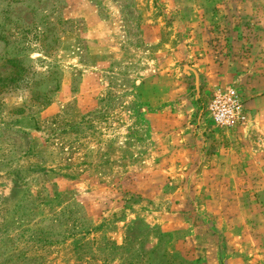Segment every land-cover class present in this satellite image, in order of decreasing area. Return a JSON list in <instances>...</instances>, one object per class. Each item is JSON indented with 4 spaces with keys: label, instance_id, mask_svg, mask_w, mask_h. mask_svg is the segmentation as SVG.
<instances>
[{
    "label": "rangeland",
    "instance_id": "obj_1",
    "mask_svg": "<svg viewBox=\"0 0 264 264\" xmlns=\"http://www.w3.org/2000/svg\"><path fill=\"white\" fill-rule=\"evenodd\" d=\"M262 79L264 0H0V264H264Z\"/></svg>",
    "mask_w": 264,
    "mask_h": 264
},
{
    "label": "built area",
    "instance_id": "obj_2",
    "mask_svg": "<svg viewBox=\"0 0 264 264\" xmlns=\"http://www.w3.org/2000/svg\"><path fill=\"white\" fill-rule=\"evenodd\" d=\"M205 111L216 126H229L234 122L245 123L246 108L238 93L231 88L213 93L205 105Z\"/></svg>",
    "mask_w": 264,
    "mask_h": 264
},
{
    "label": "crops",
    "instance_id": "obj_3",
    "mask_svg": "<svg viewBox=\"0 0 264 264\" xmlns=\"http://www.w3.org/2000/svg\"><path fill=\"white\" fill-rule=\"evenodd\" d=\"M207 73H208L209 76L212 75L211 70H210L209 72H207ZM260 82L263 83V82H264V79L260 80ZM261 83H260V84H261ZM208 84H212V81L209 80V79H208ZM257 85H258V84H257ZM259 95H260V94H259ZM260 102L264 103V95L255 96L254 98L249 99V100L246 102V105L248 106V104H249V106L254 107V106H256V104H258V103H260ZM225 166H226V163H225V164L218 163V167H220V168H221V167H224V168H225Z\"/></svg>",
    "mask_w": 264,
    "mask_h": 264
},
{
    "label": "trees",
    "instance_id": "obj_4",
    "mask_svg": "<svg viewBox=\"0 0 264 264\" xmlns=\"http://www.w3.org/2000/svg\"><path fill=\"white\" fill-rule=\"evenodd\" d=\"M181 262V261H180ZM182 263V262H181Z\"/></svg>",
    "mask_w": 264,
    "mask_h": 264
}]
</instances>
